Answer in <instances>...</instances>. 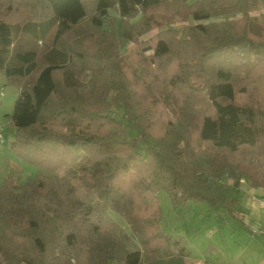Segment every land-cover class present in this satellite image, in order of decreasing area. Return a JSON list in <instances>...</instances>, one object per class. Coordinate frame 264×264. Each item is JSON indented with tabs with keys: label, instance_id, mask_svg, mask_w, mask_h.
I'll return each mask as SVG.
<instances>
[{
	"label": "trees",
	"instance_id": "1",
	"mask_svg": "<svg viewBox=\"0 0 264 264\" xmlns=\"http://www.w3.org/2000/svg\"><path fill=\"white\" fill-rule=\"evenodd\" d=\"M9 2L30 39L15 48L0 16V73L19 90L10 149L40 171L0 186L9 264H186V240L162 229L160 192L175 211L206 204L237 219L240 181L264 189V0H97L88 36L101 41L87 57L59 46L83 0ZM39 4L49 19L36 20ZM156 29L126 63V45Z\"/></svg>",
	"mask_w": 264,
	"mask_h": 264
},
{
	"label": "rangeland",
	"instance_id": "2",
	"mask_svg": "<svg viewBox=\"0 0 264 264\" xmlns=\"http://www.w3.org/2000/svg\"><path fill=\"white\" fill-rule=\"evenodd\" d=\"M29 1L23 0V2ZM9 4V0H0V16L5 15L3 19L13 30L15 48L27 49L30 47V39L22 34L21 25L29 20V17L25 14L9 12L7 10ZM83 4L86 13L85 17L77 26L72 28L70 33L62 37L59 41V46L61 45L60 48L68 53L74 55L75 53H80L82 57H87L93 53L101 40L95 39L92 35L88 36L89 32L92 34L90 27L96 12L97 0H83ZM37 6L36 13L38 17L36 20L49 19L50 13L41 4ZM118 26V21L114 22L116 34H119ZM173 26L179 27L180 24H174ZM252 31L255 34H260V29L256 25L252 26ZM158 32L159 29L153 30L147 35L140 37L133 44H127L123 55L120 54V56L124 58L126 63L135 68L137 51L141 42L153 38ZM54 34L55 29H52L46 38L36 42L35 47L39 58L53 49ZM145 88L148 89L149 85H145ZM153 92L148 89V94L146 95V99H149L148 103L150 106H153L152 103H154L158 110L169 116V110ZM18 94V88L9 83L3 74L0 73V129L4 140V143L0 146V186L10 181L14 184L24 185L28 181L37 179L40 175L38 167L20 160L10 149V145L17 135V129L11 122L10 116ZM53 129L58 130L59 128L54 126ZM129 132L131 136H136L134 129H130ZM63 174L64 171H60V175ZM158 198L163 212L162 229L165 233L183 237L188 243L192 256L212 260L218 255L225 254L232 260H236L235 254L252 247L253 243L250 239L252 236L251 229L246 228L241 221L230 217L223 209H212L206 204H195L190 205L185 210L179 209L175 211L172 209L170 200L164 192H160ZM116 220L122 226H125L120 219L116 218ZM18 225L23 232V228L26 227V221L19 220ZM10 234H13L12 230H10ZM14 236H11V238L17 239V243H19L17 236ZM9 244L10 249L7 258L0 257L2 264H9V260L15 255L18 257L15 246L11 242ZM26 246L24 245V247ZM240 248L241 250H239ZM14 264H18L17 261Z\"/></svg>",
	"mask_w": 264,
	"mask_h": 264
},
{
	"label": "crops",
	"instance_id": "3",
	"mask_svg": "<svg viewBox=\"0 0 264 264\" xmlns=\"http://www.w3.org/2000/svg\"><path fill=\"white\" fill-rule=\"evenodd\" d=\"M234 196L239 200L237 207L239 214L235 213L239 217L237 220L252 231L250 238L253 243L252 247L235 254L236 260H232L225 254L218 255L212 260L190 254L186 259V264H264V189L251 188L245 180H242L239 189L234 192ZM237 255L239 256L237 257Z\"/></svg>",
	"mask_w": 264,
	"mask_h": 264
},
{
	"label": "built area",
	"instance_id": "4",
	"mask_svg": "<svg viewBox=\"0 0 264 264\" xmlns=\"http://www.w3.org/2000/svg\"><path fill=\"white\" fill-rule=\"evenodd\" d=\"M4 143L2 130L0 129V146ZM204 264H213V263H204Z\"/></svg>",
	"mask_w": 264,
	"mask_h": 264
}]
</instances>
